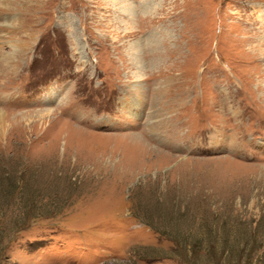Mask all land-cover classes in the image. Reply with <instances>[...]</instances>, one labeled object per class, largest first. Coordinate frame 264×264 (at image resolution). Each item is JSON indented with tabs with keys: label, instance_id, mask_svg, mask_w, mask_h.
Returning a JSON list of instances; mask_svg holds the SVG:
<instances>
[{
	"label": "rangeland",
	"instance_id": "obj_1",
	"mask_svg": "<svg viewBox=\"0 0 264 264\" xmlns=\"http://www.w3.org/2000/svg\"><path fill=\"white\" fill-rule=\"evenodd\" d=\"M263 11L0 0V264H264Z\"/></svg>",
	"mask_w": 264,
	"mask_h": 264
},
{
	"label": "bare ground",
	"instance_id": "obj_2",
	"mask_svg": "<svg viewBox=\"0 0 264 264\" xmlns=\"http://www.w3.org/2000/svg\"><path fill=\"white\" fill-rule=\"evenodd\" d=\"M130 7V6H129ZM127 8V7H126ZM153 9H155L153 6L150 8V12H147V13H145V14H143L142 12H140V13H142V15H148V14H150V13H152V11H153ZM136 10L134 11L133 9H131L130 11H124L123 10V13H121V15L122 16H124V17H126V18H128V20H130L131 21V23H134V21H135V18H137V16H138V14H136ZM259 14H261V15H263L264 14V11L262 12V13H259ZM149 16V15H148Z\"/></svg>",
	"mask_w": 264,
	"mask_h": 264
}]
</instances>
